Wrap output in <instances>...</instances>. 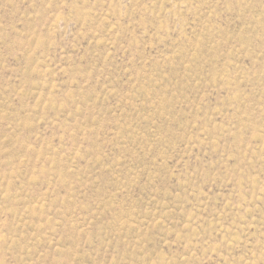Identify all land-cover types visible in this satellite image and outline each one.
<instances>
[{"label":"rangeland","instance_id":"374dc122","mask_svg":"<svg viewBox=\"0 0 264 264\" xmlns=\"http://www.w3.org/2000/svg\"><path fill=\"white\" fill-rule=\"evenodd\" d=\"M0 264H264V0H0Z\"/></svg>","mask_w":264,"mask_h":264}]
</instances>
